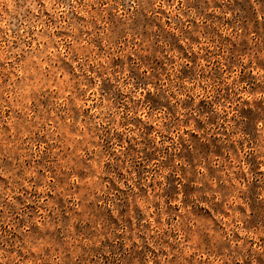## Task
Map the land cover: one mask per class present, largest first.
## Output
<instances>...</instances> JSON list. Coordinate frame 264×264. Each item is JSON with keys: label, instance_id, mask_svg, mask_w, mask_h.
<instances>
[{"label": "rangeland", "instance_id": "rangeland-1", "mask_svg": "<svg viewBox=\"0 0 264 264\" xmlns=\"http://www.w3.org/2000/svg\"><path fill=\"white\" fill-rule=\"evenodd\" d=\"M0 264H264V0H0Z\"/></svg>", "mask_w": 264, "mask_h": 264}]
</instances>
